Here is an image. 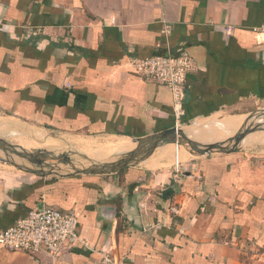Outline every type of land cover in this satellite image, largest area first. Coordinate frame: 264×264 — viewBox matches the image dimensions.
I'll list each match as a JSON object with an SVG mask.
<instances>
[{"label": "crops", "instance_id": "crops-1", "mask_svg": "<svg viewBox=\"0 0 264 264\" xmlns=\"http://www.w3.org/2000/svg\"><path fill=\"white\" fill-rule=\"evenodd\" d=\"M263 23L264 0H0V116L26 139H93L77 141L93 151L79 168L120 163L181 121L198 143L225 141L255 122L246 106L264 102ZM179 53L193 68L175 125L170 91L133 60ZM262 144L256 134L199 154L161 142L107 174L0 162L1 228L41 204L78 220L57 258L0 248V264H100L105 253L121 264H264Z\"/></svg>", "mask_w": 264, "mask_h": 264}, {"label": "built area", "instance_id": "built-area-1", "mask_svg": "<svg viewBox=\"0 0 264 264\" xmlns=\"http://www.w3.org/2000/svg\"><path fill=\"white\" fill-rule=\"evenodd\" d=\"M264 40V23L256 29ZM139 75L167 87L173 100L175 125L184 116L182 101L185 77L193 68V61L185 53L175 56L154 55L133 60ZM77 217L70 211H61L41 204L18 219L8 228L0 227V248L9 252L47 255L57 258L65 247L77 239ZM100 264H121L110 253L102 255Z\"/></svg>", "mask_w": 264, "mask_h": 264}, {"label": "water", "instance_id": "water-1", "mask_svg": "<svg viewBox=\"0 0 264 264\" xmlns=\"http://www.w3.org/2000/svg\"><path fill=\"white\" fill-rule=\"evenodd\" d=\"M186 123V122H185ZM186 127V126H185ZM259 132V127H255V128H246L243 127V129H241L240 131H238L234 136L229 137L227 140L222 141V142H218V143H210V144H202V143H198L196 141H194L192 138H189L185 132H184V128L182 127H178V126H174L170 129L164 130L156 135H153L151 137H147L145 139H143L142 141H140L138 149H136L135 151H133L129 156H127L124 161L120 162V163H116V164H104V165H97V164H93L92 166L88 167V168H79L77 166H75L73 163H71V161L68 159H64V158H60V157H56L55 155H51L50 158L59 161L60 164L63 165H70L73 169V172L71 173H66V174H70V175H77V174H107V173H112L115 171H120L121 169L129 166L130 164H132L133 162L137 161V157H139L138 155L142 154L141 149H145L146 148L149 149H153L155 148L159 143L163 142V143H174V144H183L186 145L190 150L197 152L199 154H208L211 152H231V151H236L240 144L242 143V141L244 139H246V137L251 136V135H255V133ZM0 149L4 152V154L6 155H16L19 158H22L26 161H28L29 163H32L33 165H37L39 167H48V168H52L55 169V166L50 165L48 163H46L44 161V159H48V157H46L44 155V152H40L37 150H32L30 152H27L24 150L23 147L18 146V145H13L10 143H7L6 141L0 139ZM140 158V157H139ZM0 162H8V163H13L12 161H10V159L7 158H1L0 157ZM16 164V163H13ZM23 169V168H22ZM32 173L34 172L37 175H45L46 173L49 174H56V175H60L59 173H56L55 170L54 171H50V172H43L41 171V169L37 170V171H31Z\"/></svg>", "mask_w": 264, "mask_h": 264}, {"label": "rangeland", "instance_id": "rangeland-1", "mask_svg": "<svg viewBox=\"0 0 264 264\" xmlns=\"http://www.w3.org/2000/svg\"><path fill=\"white\" fill-rule=\"evenodd\" d=\"M246 109L247 111L243 112V114H245L244 116H254L255 117V120H253L255 122L249 123L248 126H246V128L249 129V128L259 127V132L255 134H257L259 137L260 136L264 137V102L253 104L252 106L247 105ZM4 122L5 123L7 122V124H5ZM189 124L190 122L180 123L178 127L183 126V128H185V126H191V124L190 125ZM12 129H13V122H8L7 120L5 121L3 116H0V139L6 141L7 143L13 144V145H19L23 147L24 150L27 152H30L28 149H26V148H30L28 141L36 142V143L38 141L39 143H41L40 147L41 145H43V148H38L37 151H40V152L44 151V155L48 157V159H44V161L50 165L55 166V169L48 168L45 166L39 167L37 165H33L32 163H29L28 161L22 158L17 157L16 155H12V154L5 155L4 152L0 149L1 158L10 159V161H12L13 163L22 165V168H26L31 171L33 170L37 171L41 169V171L43 172H50L51 170L52 171L55 170V172L59 174L60 173L61 174L71 173L73 172V169L70 165L60 164L59 161L50 158L51 155H55L56 157H60V158L62 157L64 159L69 158L71 163H73L75 166L84 167V165H82L79 160V159H83L84 150L85 152H88V153L93 152L91 151V149L90 150H88V148L85 149L82 145L77 143V141H88V140L94 141L93 139L61 138V137H57V138L53 137V139H45V137H40V136L33 137V134L30 137H28V139H26V137L22 136L19 133L16 134L14 132H11L10 130ZM8 131H10L11 134ZM23 140H27V141L25 142V144L21 145L23 143L21 141ZM49 148H52L53 151L50 150ZM77 161H78V164H77Z\"/></svg>", "mask_w": 264, "mask_h": 264}, {"label": "bare ground", "instance_id": "bare-ground-1", "mask_svg": "<svg viewBox=\"0 0 264 264\" xmlns=\"http://www.w3.org/2000/svg\"><path fill=\"white\" fill-rule=\"evenodd\" d=\"M240 124V123H239ZM241 129V128H240ZM179 161V159H178V157H175V160H174V162H178Z\"/></svg>", "mask_w": 264, "mask_h": 264}, {"label": "trees", "instance_id": "trees-1", "mask_svg": "<svg viewBox=\"0 0 264 264\" xmlns=\"http://www.w3.org/2000/svg\"><path fill=\"white\" fill-rule=\"evenodd\" d=\"M182 123H185V121H181ZM174 124H175V120H174Z\"/></svg>", "mask_w": 264, "mask_h": 264}]
</instances>
